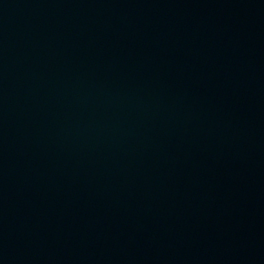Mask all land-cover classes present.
Segmentation results:
<instances>
[{
    "label": "water",
    "instance_id": "obj_1",
    "mask_svg": "<svg viewBox=\"0 0 264 264\" xmlns=\"http://www.w3.org/2000/svg\"><path fill=\"white\" fill-rule=\"evenodd\" d=\"M0 264H264V0H0Z\"/></svg>",
    "mask_w": 264,
    "mask_h": 264
}]
</instances>
